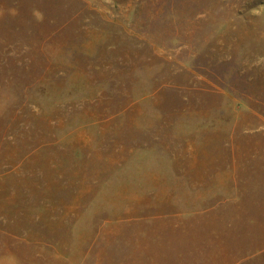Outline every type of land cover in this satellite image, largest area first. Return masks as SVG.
Masks as SVG:
<instances>
[{
	"label": "rangeland",
	"instance_id": "rangeland-1",
	"mask_svg": "<svg viewBox=\"0 0 264 264\" xmlns=\"http://www.w3.org/2000/svg\"><path fill=\"white\" fill-rule=\"evenodd\" d=\"M0 264H264V0H0Z\"/></svg>",
	"mask_w": 264,
	"mask_h": 264
},
{
	"label": "clouds",
	"instance_id": "clouds-1",
	"mask_svg": "<svg viewBox=\"0 0 264 264\" xmlns=\"http://www.w3.org/2000/svg\"><path fill=\"white\" fill-rule=\"evenodd\" d=\"M40 19H42V16L41 17H39Z\"/></svg>",
	"mask_w": 264,
	"mask_h": 264
}]
</instances>
